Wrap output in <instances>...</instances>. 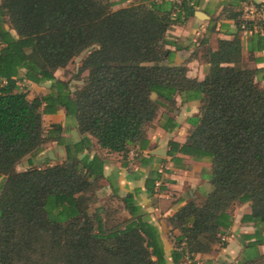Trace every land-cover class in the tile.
Wrapping results in <instances>:
<instances>
[{
  "label": "trees",
  "instance_id": "obj_1",
  "mask_svg": "<svg viewBox=\"0 0 264 264\" xmlns=\"http://www.w3.org/2000/svg\"><path fill=\"white\" fill-rule=\"evenodd\" d=\"M171 5L135 0L112 9L110 0H0V264H165L131 194L122 198L131 215L125 221L109 208L91 210L103 161L79 154L91 147V136L100 149L124 158L145 140L159 105L174 103L176 94L198 96L200 105L185 142H170L172 154L207 159L211 173L205 198L190 199L168 218L179 229L175 246L183 244L174 261L184 250L194 255L225 246L221 236L235 204L250 202L242 221L264 227V86L255 70L237 66V34L218 40L201 80L188 77L183 65L164 63ZM182 6L187 12V2ZM240 16L241 10L235 13L239 31ZM81 55L79 71L87 75L72 88L55 72ZM22 79L50 81L48 92L29 99L18 85ZM60 108L75 118L80 140L65 143L60 125L44 129L42 115ZM47 142L63 145L66 158L17 169ZM236 264H264V254Z\"/></svg>",
  "mask_w": 264,
  "mask_h": 264
},
{
  "label": "crops",
  "instance_id": "obj_2",
  "mask_svg": "<svg viewBox=\"0 0 264 264\" xmlns=\"http://www.w3.org/2000/svg\"><path fill=\"white\" fill-rule=\"evenodd\" d=\"M110 1L112 9L135 2ZM165 1L172 4L173 11L170 16L172 23L165 34L168 41L165 48L169 53L164 63L183 65L188 77L201 80L209 70L208 55L217 49L218 40H229L237 34L241 44L237 66L255 70L257 83L264 86V25L260 26L258 32L251 33L239 31L236 25L235 13L245 0H190V3L183 0L182 4L187 2V12L182 9V4ZM248 1L264 3V0ZM10 32L16 36L13 29ZM23 73L24 70H20V76ZM56 74L57 78L64 79ZM18 85L27 92L29 99H33L48 92L46 86H50V81L34 83L22 79ZM152 97L157 96L153 93ZM189 97L187 99L182 94H176L174 103H161L157 116L147 128L145 140L132 145L124 158L118 152L100 149L95 138L89 136L91 147L80 153L79 157L91 159L97 155L103 161L102 186L91 210L109 208L111 215L117 214V219L125 221L131 215L124 207L122 198L131 194L134 204L140 209L142 220L153 229V237L162 249L165 264H236L256 259L264 254V243L258 244V239L264 242V227L252 221H242V217L251 212L250 202L234 205L232 225L221 236V240L226 241L225 246L219 243L210 253L194 255L184 250L182 258L173 259L174 249L182 250L183 244L175 246L179 229L172 228L168 218L190 199L202 201L210 190L211 165L207 159L196 160L179 152L172 154L170 142L184 143L198 119V96ZM42 119L45 130L52 129V125H60L59 133L65 143L80 140L75 118L67 117L63 108L43 114ZM155 150L165 152V155L152 153ZM65 158L63 145L47 142L35 155L23 157L17 169L24 170L31 166L40 168ZM152 179L154 186L151 191L147 186ZM106 201L116 202L117 206L113 209Z\"/></svg>",
  "mask_w": 264,
  "mask_h": 264
},
{
  "label": "built area",
  "instance_id": "obj_3",
  "mask_svg": "<svg viewBox=\"0 0 264 264\" xmlns=\"http://www.w3.org/2000/svg\"><path fill=\"white\" fill-rule=\"evenodd\" d=\"M176 5L182 4L183 0H168ZM186 1V0H185ZM190 3V0H188ZM241 29L245 32H258L264 25V3L245 0L241 6Z\"/></svg>",
  "mask_w": 264,
  "mask_h": 264
},
{
  "label": "rangeland",
  "instance_id": "obj_4",
  "mask_svg": "<svg viewBox=\"0 0 264 264\" xmlns=\"http://www.w3.org/2000/svg\"><path fill=\"white\" fill-rule=\"evenodd\" d=\"M82 55L75 57L65 68H60L56 70V75L62 76L64 79L68 80L70 83V86L72 88H78L82 86L83 84V78L87 75V71L80 72L79 66L81 61ZM48 85V84H46ZM46 88H49L46 86ZM107 204L112 205V208L114 209L117 206V203H110L109 201H106ZM117 217V214L114 215ZM30 263V262H29ZM27 263V264H29Z\"/></svg>",
  "mask_w": 264,
  "mask_h": 264
},
{
  "label": "water",
  "instance_id": "obj_5",
  "mask_svg": "<svg viewBox=\"0 0 264 264\" xmlns=\"http://www.w3.org/2000/svg\"><path fill=\"white\" fill-rule=\"evenodd\" d=\"M152 153L160 154V155H165V152H160V150H155V151L152 152Z\"/></svg>",
  "mask_w": 264,
  "mask_h": 264
}]
</instances>
